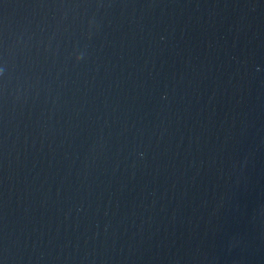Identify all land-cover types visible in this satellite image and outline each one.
I'll return each instance as SVG.
<instances>
[{"label": "water", "instance_id": "1", "mask_svg": "<svg viewBox=\"0 0 264 264\" xmlns=\"http://www.w3.org/2000/svg\"><path fill=\"white\" fill-rule=\"evenodd\" d=\"M0 264H264V0H0Z\"/></svg>", "mask_w": 264, "mask_h": 264}]
</instances>
